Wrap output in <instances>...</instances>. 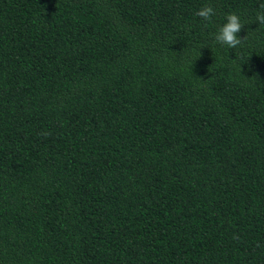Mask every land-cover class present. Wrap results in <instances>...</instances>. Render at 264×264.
<instances>
[{
  "label": "trees",
  "instance_id": "16d2710c",
  "mask_svg": "<svg viewBox=\"0 0 264 264\" xmlns=\"http://www.w3.org/2000/svg\"><path fill=\"white\" fill-rule=\"evenodd\" d=\"M262 4L0 0V264H264Z\"/></svg>",
  "mask_w": 264,
  "mask_h": 264
},
{
  "label": "clouds",
  "instance_id": "9594fccd",
  "mask_svg": "<svg viewBox=\"0 0 264 264\" xmlns=\"http://www.w3.org/2000/svg\"><path fill=\"white\" fill-rule=\"evenodd\" d=\"M260 7L261 9H264V4H262ZM195 15L200 17L203 21L209 22L215 15V12L211 6L205 5L198 9ZM254 22L264 26V10L257 12ZM244 29L245 25L241 22L240 15L236 13H228L225 16V23L222 24L213 34L214 41L219 45L227 47L229 50L235 49L242 45L243 41L245 40V36L239 35Z\"/></svg>",
  "mask_w": 264,
  "mask_h": 264
}]
</instances>
